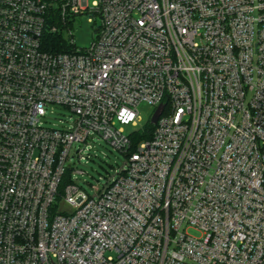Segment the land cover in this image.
Wrapping results in <instances>:
<instances>
[{
  "label": "built area",
  "instance_id": "2783aa9c",
  "mask_svg": "<svg viewBox=\"0 0 264 264\" xmlns=\"http://www.w3.org/2000/svg\"><path fill=\"white\" fill-rule=\"evenodd\" d=\"M101 139L126 162L91 196ZM0 264H264V0H0Z\"/></svg>",
  "mask_w": 264,
  "mask_h": 264
},
{
  "label": "rangeland",
  "instance_id": "374dc122",
  "mask_svg": "<svg viewBox=\"0 0 264 264\" xmlns=\"http://www.w3.org/2000/svg\"><path fill=\"white\" fill-rule=\"evenodd\" d=\"M91 17L88 13L75 15L72 18L73 21L69 22L72 34L66 30L63 34L64 38L68 41L72 40L79 48L88 47L97 31L96 22L92 21L93 19L89 20ZM153 110L154 107L148 103H140L137 125H126V131L143 128L150 119ZM46 112L45 124L49 126H61L62 121L69 124L75 118L72 112L60 104H49ZM88 143H91V148L87 147L84 159L80 162L76 161V168L79 171H75L74 178L89 195L93 196L96 194L97 187L108 184L116 172L125 165L126 156L102 139ZM188 232L193 235L199 234L194 228H189Z\"/></svg>",
  "mask_w": 264,
  "mask_h": 264
},
{
  "label": "trees",
  "instance_id": "16d2710c",
  "mask_svg": "<svg viewBox=\"0 0 264 264\" xmlns=\"http://www.w3.org/2000/svg\"><path fill=\"white\" fill-rule=\"evenodd\" d=\"M46 47L45 49L50 51H65L70 50V45L66 43V39L61 33H48L44 36ZM155 128V124H153L150 119L147 121L146 125L141 128L134 130L131 134L132 139V148L135 147V144L143 138H148L151 136L152 131ZM69 180V173L67 172L62 183H66Z\"/></svg>",
  "mask_w": 264,
  "mask_h": 264
},
{
  "label": "water",
  "instance_id": "95a60500",
  "mask_svg": "<svg viewBox=\"0 0 264 264\" xmlns=\"http://www.w3.org/2000/svg\"><path fill=\"white\" fill-rule=\"evenodd\" d=\"M162 109H163V105L159 106L155 112L153 113V115L151 116L150 118V121L154 124L157 122L161 112H162Z\"/></svg>",
  "mask_w": 264,
  "mask_h": 264
}]
</instances>
